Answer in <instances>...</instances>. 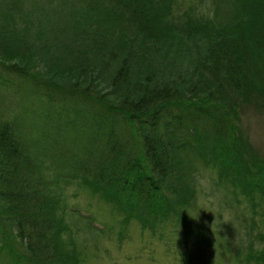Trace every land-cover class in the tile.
Returning <instances> with one entry per match:
<instances>
[{"label": "trees", "instance_id": "trees-1", "mask_svg": "<svg viewBox=\"0 0 264 264\" xmlns=\"http://www.w3.org/2000/svg\"><path fill=\"white\" fill-rule=\"evenodd\" d=\"M74 1L77 7L57 28L47 17L30 22L18 0L0 9V66L20 80L25 93L51 95L54 86L66 94L25 96L24 104L20 96L10 111L1 107L0 264H78L62 248L65 203L57 212L52 191L75 176L154 229L155 219L165 221L192 200L195 179L179 155L196 146L218 159L222 179L249 201L264 203V156L250 153L235 124L256 75L264 82V0H236L240 18L233 22L185 21L179 31L168 17L170 0ZM125 24L135 29L132 34L124 33ZM180 33L200 36L185 42ZM71 44L95 53L101 66L116 63L112 81L92 78L100 65L48 64L51 54L54 61L57 52H71ZM175 58L179 65L168 71ZM38 60L46 72L34 70ZM68 73L82 90L59 88L56 79ZM8 80L13 82L2 76L0 85ZM260 94L264 99V86ZM38 101L42 109L34 106ZM54 104L65 109L66 122L48 118ZM182 122L186 129L176 135ZM249 235L254 241L246 258L264 264V230Z\"/></svg>", "mask_w": 264, "mask_h": 264}, {"label": "rangeland", "instance_id": "rangeland-1", "mask_svg": "<svg viewBox=\"0 0 264 264\" xmlns=\"http://www.w3.org/2000/svg\"><path fill=\"white\" fill-rule=\"evenodd\" d=\"M18 1L21 11L30 12V22L37 19L44 22L47 17L50 26L54 24L56 28L67 19L69 11L75 10L74 8L78 5L74 0ZM14 2L15 0H0V9L10 8ZM168 8L171 15L168 16L169 19L174 18L173 21L171 20V23H174L171 25L174 31H179L177 27L184 25L185 21H215L218 19L221 23H226L229 18L231 20L229 22L240 18L237 14L236 0H170ZM12 12L15 17L19 15L14 9ZM34 27H31V31H36ZM230 27L233 28L234 24L231 23ZM134 30H131L129 24L123 27L124 33L127 34H132ZM180 34L184 36L185 42H190V38L200 36L194 33ZM252 38L247 39V45H254ZM71 45L73 46L70 49L71 52H57L56 56L59 58H53L54 61L51 60V54L48 64L62 68L101 66V60L96 59L95 53L84 54L79 52L81 50L79 46ZM30 46L32 48L31 44ZM157 61L154 59L151 64H156ZM173 61V66H167L168 71H174V68L179 65L178 58ZM37 62L34 70L46 72L42 61ZM110 63L98 67L99 72L93 71L92 78L100 75L101 80L111 82L114 77L112 69L117 64ZM70 75L72 74L68 73L67 77L56 79L60 81L59 88L82 90L81 85L83 84L75 82L76 78L69 77ZM172 75L169 74V77ZM2 76L13 79V82L10 83L8 80V85H0L1 111L4 110L1 108L3 103L7 112L15 108L16 100L20 99V96L24 104L29 101L25 96H62L61 93L64 94L57 92L59 90L54 86H51L53 87L51 92H54L51 95L43 94L42 90L40 94H37V90L25 93L24 87L19 85L20 80L15 81L14 75L0 66V80ZM169 77L167 80L170 79ZM189 78L191 81L196 80L195 74ZM255 79L258 80L255 88L248 90L252 91L253 95L248 96V101L243 106L241 105L236 116L237 120L234 121L242 130L250 153L263 157L264 99L260 94V89L264 86V82L261 75H256ZM91 85L95 86V83L92 81ZM97 91L99 88L95 92ZM103 96H111L110 91ZM37 105L40 109L44 107L39 101L34 106ZM54 105L55 108H51L48 112V118L50 117L54 123L66 122L68 117L65 109H58L59 106ZM27 120H30V115H27ZM117 125L118 128L123 127L121 120ZM186 125V122L184 125L182 122L176 135L183 132ZM122 130L119 133L120 136ZM50 136L54 135L50 134ZM195 149L192 147L179 155L184 168H188L189 173L191 172L195 179L192 185L194 191L191 196L192 200L180 206L179 212H169L165 221L155 219L154 229L142 224L137 217L127 215L126 209L115 203L116 200H109L99 190H94L91 186L84 184L79 176H75L74 179L70 178L61 188L54 186L52 191L59 203L57 212L65 203V214L60 220L63 224L60 233L62 248L73 252L78 264H257L251 258L248 260L244 252L248 244L253 247L251 242L254 239L249 232L253 235L264 230V203L256 202L257 199H253V202L249 201V198L242 195L239 188L235 189L230 181L222 179L223 173L219 172L216 157L211 158L209 152L207 153L202 146H196ZM255 243L254 249L259 250L261 245L258 242ZM4 261L7 259L4 258Z\"/></svg>", "mask_w": 264, "mask_h": 264}]
</instances>
